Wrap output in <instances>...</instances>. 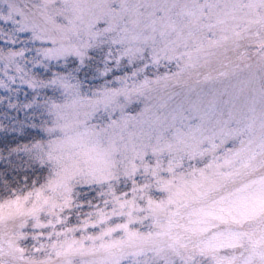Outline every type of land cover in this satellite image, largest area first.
Masks as SVG:
<instances>
[{"label":"snow or ice","instance_id":"1","mask_svg":"<svg viewBox=\"0 0 264 264\" xmlns=\"http://www.w3.org/2000/svg\"><path fill=\"white\" fill-rule=\"evenodd\" d=\"M0 264H264V0H0Z\"/></svg>","mask_w":264,"mask_h":264}]
</instances>
